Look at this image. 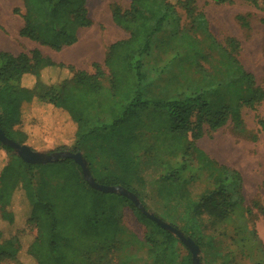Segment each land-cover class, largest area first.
I'll use <instances>...</instances> for the list:
<instances>
[{
    "label": "trees",
    "instance_id": "obj_1",
    "mask_svg": "<svg viewBox=\"0 0 264 264\" xmlns=\"http://www.w3.org/2000/svg\"><path fill=\"white\" fill-rule=\"evenodd\" d=\"M21 1L25 12L14 10L23 19L20 36L54 51L75 45L80 32L93 24L89 0ZM213 1L222 5L235 0ZM239 1L264 12V0ZM178 9L185 12L189 28L181 25ZM112 14L129 38L109 47L105 59L108 75L98 63L93 64L96 73L90 74L57 63L38 49L19 55L0 50V129L8 138L28 145L39 130L32 127L31 111L34 114L33 110L40 107L46 116L56 111L64 113L74 125L75 140L53 151L81 153L97 183L127 189L148 211L150 206L133 185L144 156L151 152L153 156L165 153L177 162L163 176L165 181L180 179L187 161L194 156L203 163L202 168L212 169L213 180L212 189L198 201L194 217L199 221L204 216L214 222L227 221L244 208L242 175L212 161L196 142L203 138L205 126L218 131L229 123L236 135L258 140V134L246 125L243 109L256 111L264 103V88L241 63L240 43L233 38L227 40L226 46L218 42L195 0H131L128 9L112 4ZM237 19L242 27L251 28L249 16L239 15ZM170 27L172 38L165 42L168 47L174 42L176 51L160 67H151L158 37ZM202 35L206 36L204 40ZM206 39L210 42L208 47L204 46ZM214 55L218 66L205 69L203 63ZM173 63L181 71L184 64L196 66L204 84L196 83L174 95L167 90L156 95L153 89L156 78L164 76ZM52 69L58 73L65 70V77L46 79L45 73ZM258 125V133L264 134V117L258 118ZM0 150L9 159L19 161L18 168L8 161L0 171V212L5 221L13 223L9 208L15 194L24 191L31 208L26 222L37 231L27 252L37 264H76L79 258L84 264H112L110 256L129 245L117 239L121 232L118 214L123 207H130L140 223L154 229L147 243L151 245L155 264H178L175 247L179 239L145 216L127 197L93 189L73 159L31 165L1 142ZM104 163L113 167L102 169ZM38 168L49 170L51 180L56 181L53 187L35 185V178H28L20 170ZM180 189L184 191L182 185ZM243 213L250 215L252 209L245 207ZM22 232L23 229L0 242V264L6 261L24 264L19 258ZM250 234L256 236V229ZM86 240L94 241L93 247ZM187 250L181 264H193L192 254ZM259 252L261 259L254 264H264L263 245L259 246Z\"/></svg>",
    "mask_w": 264,
    "mask_h": 264
},
{
    "label": "rangeland",
    "instance_id": "obj_2",
    "mask_svg": "<svg viewBox=\"0 0 264 264\" xmlns=\"http://www.w3.org/2000/svg\"><path fill=\"white\" fill-rule=\"evenodd\" d=\"M195 2L197 9L206 15L211 35L218 42L226 46L227 40L233 38L240 43L241 63L247 71L255 75L258 85L264 88V12L257 11L239 0L222 5L216 4L213 0H195ZM114 3L119 4L123 9H128L131 0H89L88 8L93 21L92 26L80 32L79 41L75 45L58 52L20 36L23 19L14 10L17 9L21 14L25 12L21 0H0V50L19 55L21 53L30 54L38 49L44 56L57 63L72 65L90 74L96 73L93 64L98 63L107 74L105 59L109 47L129 38V33L118 26L113 19L112 4ZM178 13L181 16V25L189 28L190 23L185 12L178 9ZM239 15L249 16L250 29L241 26L237 19ZM172 34L170 27L158 37V48L151 59V67H160L176 51L174 42L171 41L169 47L165 42L171 40ZM201 38L204 40L206 36L202 35ZM209 45L210 42L206 39L204 46ZM215 57L214 55L210 61L203 63L205 69L218 66ZM63 72L66 71L58 73L57 70L52 69L45 73V78L53 79L57 75L65 77L66 73ZM196 83L204 84L196 66L184 64V71H181L178 64L173 63L164 76L156 78L153 89L156 95L166 90L174 95L189 90ZM33 112L35 115L32 111L29 114L34 120L32 127L34 131L39 129L28 142V146L33 150L49 154L55 152L53 150L61 144L75 140L74 125L68 122L64 113L56 111L46 116L40 107L34 109ZM260 117H264V103L259 105L256 111L243 109V118L248 129L258 134L257 141L236 135L232 124L229 123L227 127L218 131H212L205 126L203 138L196 142L197 147L204 151L212 161L241 173L245 197L244 208L252 209L250 215L244 214L243 208L225 222H214L208 216L202 217L201 221L197 220L193 212L201 197L213 187V180L210 176L212 169L202 168L203 163L193 156L187 161L180 179L165 181L163 176L172 165L177 164L174 159L169 158L165 153L153 156L151 152L141 160L139 172L133 182L134 187L150 206V212L165 218L167 223L176 225L185 235L199 243L201 264H254L261 259L259 246H264V242L258 234L256 236L250 234V230L256 229L259 224L261 233L264 235V214L262 212L264 209V188L262 186L264 183V134L258 133L260 130L258 118ZM27 128L28 126L23 129ZM8 161L17 164L18 168L19 161L15 158L9 159L8 155L0 150V171ZM108 165L113 167L110 163H104L101 168L105 169ZM20 170L28 175V178L34 177L35 185L40 187H53L56 183L51 180L47 169ZM181 185L184 191L180 189ZM254 202L259 203L254 205ZM30 209L24 191H18L9 208L14 222L5 221L0 212V242L9 239L23 229L20 233L22 250L19 258L24 264H37L27 252L29 245L37 235V231L28 226L26 222L30 216ZM118 216L121 232L117 239L129 245L110 256L112 264H155L154 256L151 254V245L147 243V237L155 233L154 229L140 223L130 207L119 209ZM86 243L93 247L94 241L86 240ZM175 250L179 255L178 264H181L188 250L180 240ZM2 264L20 263L6 261ZM76 264L84 263L79 258Z\"/></svg>",
    "mask_w": 264,
    "mask_h": 264
},
{
    "label": "water",
    "instance_id": "obj_3",
    "mask_svg": "<svg viewBox=\"0 0 264 264\" xmlns=\"http://www.w3.org/2000/svg\"><path fill=\"white\" fill-rule=\"evenodd\" d=\"M0 142L3 145L11 147L14 153L20 159L31 165H47V164L59 162L63 159H73L81 167L85 180L93 189L101 191L103 193L118 194L130 199L136 205V207H138L142 211V213L145 216L155 221L164 230L172 233L189 249V251L192 254L193 264H201L200 261L201 249L193 239L187 237L181 230L163 221L162 219L157 217L154 213L146 210L143 204L141 203V201L139 200V198L132 192L128 191L127 189L121 186H106L97 183L91 174V171L88 166V162L81 153L61 151V152H52L48 154L44 152L35 151L28 145L19 144L16 141L8 138L5 132L1 129H0Z\"/></svg>",
    "mask_w": 264,
    "mask_h": 264
},
{
    "label": "crops",
    "instance_id": "obj_4",
    "mask_svg": "<svg viewBox=\"0 0 264 264\" xmlns=\"http://www.w3.org/2000/svg\"><path fill=\"white\" fill-rule=\"evenodd\" d=\"M251 231V230H250ZM256 232H257V234L259 235V238L261 239V240H263V242H264V235H262V233H261V230H260V226H259V224H257V226H256Z\"/></svg>",
    "mask_w": 264,
    "mask_h": 264
},
{
    "label": "bare ground",
    "instance_id": "obj_5",
    "mask_svg": "<svg viewBox=\"0 0 264 264\" xmlns=\"http://www.w3.org/2000/svg\"><path fill=\"white\" fill-rule=\"evenodd\" d=\"M80 54V53H79Z\"/></svg>",
    "mask_w": 264,
    "mask_h": 264
}]
</instances>
